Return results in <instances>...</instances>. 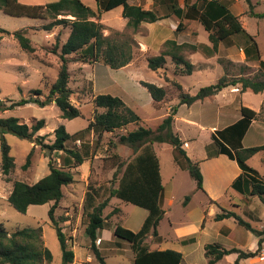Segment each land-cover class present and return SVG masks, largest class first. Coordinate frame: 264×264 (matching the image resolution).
Wrapping results in <instances>:
<instances>
[{"label": "rangeland", "instance_id": "374dc122", "mask_svg": "<svg viewBox=\"0 0 264 264\" xmlns=\"http://www.w3.org/2000/svg\"><path fill=\"white\" fill-rule=\"evenodd\" d=\"M54 1L58 0H19L20 3L26 5H42ZM81 1L96 10L95 0ZM194 1L189 0V4ZM176 2L180 8L184 7L183 0H176ZM216 2L225 5L232 14L237 16L245 32L253 37L259 57L264 61V18L253 15V13L264 15V0H216ZM129 4L151 9L158 16L166 18L154 24L144 23L136 31H132L126 27V22H122L121 8L100 15L98 22L103 26L104 36L113 41L126 40L132 43V59L128 68L119 70H111L102 62L89 64L77 62L68 66L69 87L73 92L70 99L72 104L79 109V117L72 120L62 119L58 108L54 103H50L45 107L26 104L12 110L0 111V118H19L27 125H30L33 118L43 119L45 127L36 136H43L41 142L50 145L54 140L53 131L60 125H63L70 135L87 127L95 112L94 95L110 94L120 99L122 97L128 107L131 104H138L148 109L150 95L140 85V82H148L163 87L166 95L162 102L157 106L154 105L153 114H144L147 127L155 128L172 106H178L172 130L179 139L187 143L188 148L183 149L193 162L203 160L206 155L216 150L210 129H222L225 123L238 115V109L241 106L257 113L242 145L244 148L264 145V91L258 94L250 91L241 93L238 90L239 85L229 86L223 89L216 99L186 106L178 105L179 91L174 85L178 83L183 92L194 95L201 87L216 83L221 76H225L227 80L240 77L264 80V71L259 68L258 60L252 56V53L249 57H245L243 53V49L246 46L251 48L252 43L243 34L233 35L226 41L220 42L214 52L211 51L212 45L208 41V32L204 30L202 24L197 20L185 18L179 20L168 9L170 2L129 0ZM250 11L253 13L250 14ZM58 18L71 19L69 16H58ZM178 22H181L182 26L176 31ZM45 23L47 21L10 17L0 11V28L10 33L25 28V36L30 39L34 48V52L25 53L12 35H5L0 40V102L5 107H9L12 102L20 99L37 98V95L32 94V91L36 89L40 90L39 99L43 100L49 87L56 80L59 59L57 55L51 53V50L56 39L58 46L65 41L70 29L69 27H56L51 32H45L41 30ZM135 38L145 43L143 49L137 44ZM167 40H174L177 44L196 46L195 52L188 48L180 52L183 58L194 66L191 75H181L170 58H166L165 65L156 71L147 67L149 58L165 50L164 43ZM84 65L88 75L81 70ZM97 111L100 112V110ZM186 119L193 120L196 124L187 123ZM142 123H140L141 126ZM135 128L134 125H129L126 129L102 134L100 138L96 132H89L80 140H73L67 144V148L79 150L86 158L82 165L69 170L73 175V182L63 188V198L53 213L65 236L68 249L73 252V260L70 264H98L90 248L89 240L84 234L86 219L83 214L84 195L88 186L100 188L97 201L101 202L107 197L108 188L117 185L119 174L113 177L115 165L121 161L128 162L134 156L132 148L118 143V136ZM4 138L10 147L9 156L13 159L14 167L7 176H4L0 170V225H3L8 233L25 227L40 228L44 246L52 256V261L46 264H63L60 244L48 217V210L52 203L29 206L26 213L21 214L10 206L7 197L14 181L32 185L45 177L49 172V160L54 166L61 167L64 154L63 152H50L36 142L31 143L29 140L19 139L12 134H5ZM113 143L116 144L115 148L111 146ZM171 148L168 144L154 145L163 185L161 206L165 214L157 227L162 241L156 243L157 241L151 235L145 240L150 249H157L159 246L180 252L182 254L181 264H207L203 248L211 243H218L226 249L239 248L245 252L255 251L258 238L253 233L238 226L231 218L223 222L214 221V216L223 208L234 211L252 228L263 232L261 251L256 257L240 260L239 264H264V206L261 201L257 197H249L246 194H240L242 199L233 198L229 192L219 191L214 194L215 198L212 197L215 200L214 203L213 201L208 202L214 205H207L205 194L196 190L195 182L185 170L179 168ZM31 150L30 164L24 168L26 157ZM113 155L117 158L112 157ZM247 164L258 173L264 182V152L252 156ZM244 189L246 193L250 189L249 184H246ZM186 196H190V200L185 206ZM207 208L214 215L205 214ZM114 209L118 211L113 213ZM102 215L107 218L108 229H105V233L102 232V239L98 233L95 247L107 264H132L133 255L129 245L116 239L111 232L117 224L137 232L147 212L132 204L111 198ZM200 219H203L202 228L203 226L205 228L197 236L194 244H190L189 239L179 243L169 241L170 244L169 242L161 244L173 236L174 227H170V224L186 228L191 225L196 226L195 221ZM220 228L221 231H219ZM107 230L111 232L107 233ZM235 259L236 255L230 254L216 264H233Z\"/></svg>", "mask_w": 264, "mask_h": 264}, {"label": "trees", "instance_id": "16d2710c", "mask_svg": "<svg viewBox=\"0 0 264 264\" xmlns=\"http://www.w3.org/2000/svg\"><path fill=\"white\" fill-rule=\"evenodd\" d=\"M160 1L170 2L168 9L179 20L182 18L197 20L202 24L204 30L208 32V41L212 45V50L205 47L209 51L215 52L220 42L226 41L233 35L243 34L252 43L251 48L246 46L243 49L245 57H249L252 53V56L258 60L259 68L264 71V61L259 57L253 37L245 32L237 16L232 14L225 5L216 2V0H195L192 4H189V0H183L184 7L180 8L176 0ZM95 5L96 10L85 5L81 0H58L42 5H26L20 3L19 0H0V11L7 16L47 21L42 25V31L51 32L56 27H69L70 29L65 41L58 46L56 39L51 50L52 54L58 56L59 68L56 80L49 87L46 97L40 100L41 92L36 89L32 91V94L37 95V98L20 99L12 102L9 107H5L0 102V111L12 110L26 104L45 107L54 103L59 110L60 118L72 120L79 117L80 111L70 99L73 92L69 87L68 66L77 62L81 64L102 62L111 70H119L127 66L132 59V43L130 44L126 40L123 42L113 41L104 36L103 26L98 22L100 15L121 8V16L126 19V27L132 31H136L142 23L151 24L166 18L158 16L151 9L130 5L128 0H95ZM252 13L250 11V14ZM253 15L264 18L262 14L253 13ZM58 16H69L71 19L58 18ZM181 26L182 23L178 22L176 31ZM5 35H12L25 53L34 52L30 39L25 36L24 29L10 33L0 28V40ZM164 45L165 50L147 60V67L156 71L165 65L166 58H170L181 75H191L194 66L184 59L180 52L184 48L195 52L196 46L177 44L174 40H167ZM140 85L147 90L155 106L162 102L166 95L163 87L153 83L140 82ZM174 85L179 91L178 105L186 106L215 96L229 86L236 87L239 85L238 90L241 93L250 91L258 94L264 91V80L242 77L227 80L225 76H221L216 83L201 87L194 95L183 92L180 84L174 83ZM93 104L95 107L93 119L88 122L84 130L70 135L65 127L60 125L53 131L54 140L50 145L41 142L43 136H36L45 127L43 119L33 118L30 125H27L22 123L19 118H0V170L4 176L9 175L14 167L13 159L9 156L10 147L4 138L5 134H12L19 139L29 140L31 143L36 142L50 152H63L64 154L62 166L56 167L49 160L48 174L36 183L29 185L14 181L7 202L16 212L21 214H25L29 206L52 203L48 210V217L60 244L62 263H72L73 252L68 249L65 236L61 232L53 213L63 198V188L73 182V175L69 170L82 165L86 158L79 150L67 148V144L73 140H80L89 132H96L100 138L102 134L113 133L115 130L126 129L129 125H134L136 126L135 129L128 130L125 134L118 136V143L132 148L134 156L128 162L121 161L115 165L113 177L119 174L117 185L108 188L107 197L101 202L97 201L100 188L87 187L83 202V214L86 217L84 234L89 240L90 248L98 264H107L95 247V242L98 233L108 229L107 218L102 215L103 210L111 198H116L147 211V216L137 232L126 229L119 224L113 228V236L129 245L133 255L132 264H181L182 254L180 252L172 249H150V246L145 242L149 235L157 241L156 243L162 241L157 227L165 214L161 208L163 185L159 161L152 148L154 143L170 145L179 168L187 171L189 177L195 182L196 190L204 192L203 177L198 163L193 162L187 156L183 149V143L172 130L178 106H172L160 124L155 129H151L141 126L140 117L118 97L110 94H98L93 97ZM239 113L241 118L237 122L211 134L216 150L207 156L216 157L222 154L235 161L241 170V174L234 180L231 187L240 194L257 197L264 206V182L258 173L247 164L252 156L264 152V145L243 148L241 143L249 125L256 119L257 113L245 106L240 107ZM115 145L114 143L111 144L114 148ZM31 155L32 150L26 157L24 168L30 164ZM112 157L117 158L116 155ZM246 184H249L250 189L245 193L244 186ZM189 200L190 196H186L184 205ZM117 211L114 209L112 212ZM230 218L238 226L253 233L258 238L257 249L253 252H245L239 248L226 249L218 243L206 244L203 251L207 264H216L230 254L236 255L233 264H239L240 260L256 257L261 251L263 232L252 228L234 211L221 208L220 213L214 216V221L218 222ZM188 241L192 243L193 239ZM51 261L52 256L44 246L40 228L25 227L8 233L3 225H0V264H46Z\"/></svg>", "mask_w": 264, "mask_h": 264}, {"label": "crops", "instance_id": "0c3cea01", "mask_svg": "<svg viewBox=\"0 0 264 264\" xmlns=\"http://www.w3.org/2000/svg\"><path fill=\"white\" fill-rule=\"evenodd\" d=\"M128 3H129V0H128ZM132 5V4H130ZM122 22L125 23L126 22V19L122 18ZM160 22V21H159ZM158 23V21L156 22ZM144 23L141 24V26H143ZM149 25V23H146ZM151 24H154V23H151ZM25 30V28H24ZM135 40L137 41V44L139 46L142 47V49L144 48V45L145 43L143 41H138L137 38H135ZM245 56V55H244ZM85 65L81 67V70L84 71L86 73V75H88V73L85 71ZM123 68H128V65L123 67ZM121 68V69H123ZM88 77V76H87ZM147 91V90H146ZM222 92V91H221ZM221 92H219L217 95L215 96H212V97H209V98H206L202 101H197L195 102L194 104L198 103V102H204V101H207V100H213V99H216L219 94H221ZM96 96V95H94ZM121 97V96H120ZM119 98V97H118ZM124 99L121 97V100ZM123 101V100H122ZM125 101V99H124ZM123 101V102H124ZM127 102V101H126ZM149 104H148V109H145L143 108L142 105H138V104H135V105H128L132 108V110H134V112L140 117L141 119V122L142 123V126H146V122H147V119L146 117H144V114H153L154 113V110H155V106L153 104V100L151 99L150 97V100L148 101ZM125 103V102H124ZM193 104V105H194ZM147 105V104H146ZM138 106V107H137ZM129 107V108H130ZM212 109H214L212 107ZM143 114V115H142ZM167 114V113H166ZM165 114V115H166ZM241 118L240 116V113H239V109H238V115H236V117H234V119H231L228 123H225L223 128L222 129H218V130H223L224 128L234 124L235 122H237L239 119ZM163 119V118H162ZM161 119V121H162ZM187 123H190V124H196L195 121L193 120H188L186 119L185 120ZM140 122V123H141ZM253 121L251 122V124L249 125V128L250 126L252 125ZM160 124V123H159ZM158 124V125H159ZM157 125V126H158ZM198 125V124H197ZM156 126V127H157ZM136 127V126H135ZM155 127V128H156ZM149 128V127H148ZM155 128H151V129H155ZM248 128V129H249ZM247 129V131H248ZM216 130L211 128L210 129V132L211 134L213 132H215ZM247 131L243 137V139L245 138L246 134H247ZM242 139V141H243ZM182 143H186L184 140L180 139ZM241 141V143H242ZM155 144H158L160 145L159 143H154L152 145V148H153V151L155 153V150H154V145ZM162 144H165V143H162ZM242 147L244 148V146L242 145ZM184 149H187L188 148V145L186 147L183 146ZM172 149V148H171ZM156 155V153H155ZM157 157V155H156ZM248 162V161H247ZM198 165H199V168H200V172L202 174V177H203V191L202 192L203 194H205L206 196V200H207V205L209 206H213L214 204H209L208 202L209 201H215L212 197L215 198L214 194L219 193L220 192H229L230 193V196L233 197V198H238V199H242L241 196H240V193L236 192L232 187V183L234 182V180L241 174V170L239 169V167L237 166V163L233 160H230L227 156L225 155H217L216 157H208L206 155V158H204L203 160L197 162ZM201 164V165H200ZM187 172V171H186ZM245 187V186H244ZM162 200H163V195H162V199H161V205H162ZM186 206V205H185ZM162 208V206H161ZM146 211V210H145ZM147 212V211H146ZM165 212V211H164ZM208 214L209 216L211 215H214L212 214L210 211H208V208L205 210V214ZM147 216V215H146ZM226 220V219H224ZM224 220L222 221H218V222H223ZM196 223V226L195 225H191L190 227H181V226H173V225H169L170 227H174L173 228V236L169 237L166 239V241L164 240L161 244H166L168 243L169 241L170 242H174V243H179L181 241H187L188 239H193V242L190 243V244H194L196 239H197V236L200 234V232H202L205 228V226H203L202 228V223H203V219L201 220H198V221H195ZM219 231H221V228L219 229ZM218 231V233H219ZM102 232H106L105 230L101 231L100 232V238L102 239L101 235H102ZM108 232H111L109 230H107V233ZM113 233V229H112V232ZM220 234V233H219ZM221 235V234H220ZM160 236V235H159ZM161 237V236H160ZM162 238V237H161ZM169 242V244H170ZM189 245V244H188ZM168 249L167 247H157L156 250H166Z\"/></svg>", "mask_w": 264, "mask_h": 264}, {"label": "built area", "instance_id": "2783aa9c", "mask_svg": "<svg viewBox=\"0 0 264 264\" xmlns=\"http://www.w3.org/2000/svg\"><path fill=\"white\" fill-rule=\"evenodd\" d=\"M183 146L186 147V146H187V143H184ZM97 243H98V242H97Z\"/></svg>", "mask_w": 264, "mask_h": 264}]
</instances>
